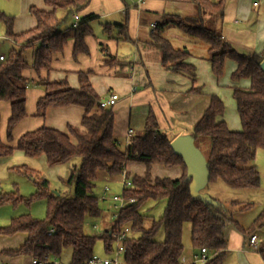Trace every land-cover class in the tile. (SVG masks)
<instances>
[{"label": "trees", "instance_id": "1", "mask_svg": "<svg viewBox=\"0 0 264 264\" xmlns=\"http://www.w3.org/2000/svg\"><path fill=\"white\" fill-rule=\"evenodd\" d=\"M199 11L195 15H165L155 25L152 43L161 50L163 66L175 73L185 74L195 80V66L188 62L189 52L175 48L162 32L167 26L179 27L184 33L205 41L208 45L207 60L212 72L221 77L227 60L235 63L231 73L234 81L246 79L247 87H233V98L241 123L240 130H232L224 119L225 103L218 94H211L210 103L201 118L193 126L191 137L210 138V152L206 159L210 172L208 183L223 181L233 188H256L260 185V173L253 164L258 149H264V71L261 52L240 53L228 42L215 21H221L226 0H195ZM90 0H44L46 9L30 8L36 24L34 27L16 32L15 16L0 11V22L5 26L6 37L12 47L4 60L0 61V101H9L11 115L7 121L6 134L12 139L15 126L26 115V93L30 84L24 72L32 67L40 75L49 71L55 54L63 51L67 41L73 38L74 54L87 52L86 36L92 33L90 22L97 16L88 14L75 25L69 24L73 12L82 11ZM65 9L59 18L58 10ZM117 28L123 38L127 36V23L105 24L104 30ZM35 47L32 65L25 51ZM108 62L115 63L114 59ZM123 63V62H116ZM81 86L74 88L65 79L37 82L45 89L38 100L36 114L44 117L50 108L78 105L84 108L80 126L69 125L66 131L42 126L20 136L15 146L5 143L1 137L0 157L11 155L15 150L28 157L44 155L49 166L69 164V174L63 179L65 189L60 192L50 188L47 178L23 165L17 171L33 175L38 190L33 196L44 198L47 214L43 219L29 214L13 217L9 224L0 226V235L13 236L26 233L25 241L14 250H5L12 256H29L43 259L46 256H60L65 248H71L70 264H83L94 255L98 238L104 241L106 251H113L112 230L116 225L129 223L130 237L124 242L125 264H180L185 248L182 242L183 226L191 224V242L194 247H206L211 257L205 264H223L228 253L226 229L229 223L245 237L256 228L264 226V207L254 220L251 228H244L225 210L218 199H208L201 192L191 189L192 177L187 173L183 158L171 147L173 141L159 130L154 114L150 113L145 123V134L138 136L122 149L114 137L115 116L113 108L100 107L99 95L88 80V72H80ZM197 91V89H192ZM1 124V114H0ZM198 147V146H197ZM128 163H141L144 174L126 172L131 186L123 187L125 198L135 202L126 205L117 220L112 221L98 236L89 235L86 230L87 218H98L103 209L95 194L99 171L109 176L120 175ZM165 168L181 167L177 178L152 175V166ZM148 199H166L162 216L153 220L149 228L144 226V215L139 207ZM16 193L0 196V205L18 202ZM234 205L240 202L232 201ZM252 203L240 204V210L250 208ZM54 228L52 233L49 230ZM163 228L164 240L155 237ZM258 253L264 261V242L258 246ZM52 264V263H48Z\"/></svg>", "mask_w": 264, "mask_h": 264}, {"label": "crops", "instance_id": "2", "mask_svg": "<svg viewBox=\"0 0 264 264\" xmlns=\"http://www.w3.org/2000/svg\"><path fill=\"white\" fill-rule=\"evenodd\" d=\"M2 1L4 0H0V3ZM8 1V4H4V8L0 7V11L15 16L16 32L35 26L36 20L30 13L32 6L47 8L44 0ZM198 11L199 5L195 0L140 2L90 0L82 11L73 12L69 21V24L75 25L85 15L97 16L90 22L92 33L85 39L88 51L75 55V41L70 38L63 51L53 56L49 71H42L38 75L32 67L25 70L24 74L30 81L26 93V115L13 129L12 139L8 140L6 128L11 115V105L9 101H0L2 140L15 146L21 135L42 126L63 131H66L69 125L80 126L84 108L78 105L50 108L44 117L36 114L37 102L45 94L44 87L38 85V81L65 79L71 87L79 88L80 72H88V80L100 100L109 98L113 93L119 95L117 103L112 107L115 116L113 131L122 149L126 148L131 139L145 134V123L150 113L155 115L159 130L172 140L179 136H191L193 126L209 106L211 94H218L226 105V98L228 100L230 97L233 98L234 86H249V81L246 79L238 81L232 79L231 73L235 69L232 60H227L223 75L216 77L212 72L211 63L207 60L209 45L197 37L184 33L176 26L165 27L162 35L173 47L186 49L189 52L188 62L195 66V80L163 66L161 50L152 43L151 38L155 25L165 15H195ZM65 14V9L58 10L59 18L64 17ZM125 22L128 38H123L117 28L104 30V25L107 23ZM215 25L220 27L222 36L238 52L248 54L264 50V0H226L223 18L221 21H215ZM172 27L176 29L172 30ZM4 38L9 40L6 35ZM172 39L177 40L178 45L174 44ZM34 49L35 47L28 48L29 52L26 54L31 65ZM110 59L123 63L108 62ZM193 88L197 91H192ZM234 103L236 105V102ZM224 119L230 126L231 119L226 116V109ZM40 157H44L46 161L44 155ZM126 169L132 173L144 174L145 166L141 163H128ZM182 171L178 166L173 168H165L162 165L152 166L153 177L177 178ZM97 180L102 183L100 188L104 193L106 184L123 181V177L121 174L109 176L107 172L101 170L98 172ZM110 223L109 220L108 225L103 229L109 227ZM230 235L236 237L232 247L236 249L237 255H241L243 259L242 255L247 254L246 264H264L261 255L258 258L256 254L247 250V246H252L249 243L250 236L241 240L234 231ZM230 235L226 232L228 252L233 251L230 250ZM25 239L26 233H17L13 236L0 235V255L11 257L0 261V264H31L32 258L29 256L5 254V250L17 249ZM193 256L194 254H184L183 262H192Z\"/></svg>", "mask_w": 264, "mask_h": 264}, {"label": "rangeland", "instance_id": "3", "mask_svg": "<svg viewBox=\"0 0 264 264\" xmlns=\"http://www.w3.org/2000/svg\"><path fill=\"white\" fill-rule=\"evenodd\" d=\"M8 3V0H4L0 3V7L4 8V4ZM171 29L175 30L176 28L172 27ZM5 35V26L2 22H0V54L7 55L12 47V43L4 38ZM172 40L174 44L178 45L177 40ZM27 52L29 51L26 50L25 55ZM234 102L233 98L231 99L230 97V100L226 98V116L231 119L229 121L230 126L228 125V127L232 130H240L241 123ZM236 126L238 128H236ZM195 144L199 147L203 156L208 158L211 144L210 138L206 136L199 137L195 141ZM253 164L256 165L260 173L259 187L247 189L233 188L219 180L217 182H210L207 186L199 190L208 199H218L221 201L223 207L231 214L232 218L238 221L246 229L251 228L254 220L264 207V149L257 150ZM23 165L37 170L41 176L47 178L50 182V188L52 190L60 192L65 189L62 181L69 174V164L49 166L44 157H28L20 150H15L8 156H1L0 196L6 193H16V195L21 197V200L18 202H7L0 205V226L9 224L13 217L23 214H29L38 219L46 217V199L33 197L38 190L37 181L34 179L35 177L33 175L17 171V167H20L18 169H22ZM106 185L109 187L110 191L106 194L107 200L101 201L103 192L100 187H102V183L98 180L96 181L94 192L100 199V206L103 209V214L98 218H87L85 230L92 236L100 235L104 230L103 227L108 225L109 220H112L111 214L114 209L111 205L112 202L108 200L110 196L122 193V181L110 182ZM232 201H238L240 204L252 203V205L246 210H240V204L234 205ZM166 202V199H148L139 207L140 213L144 215L145 227L149 228L153 220H157L162 216ZM232 231H234V234L242 240L244 236L234 227L233 224L229 223L226 229L227 235H230ZM254 233L258 236L257 245L259 246L261 242H264V226L256 228ZM155 238L157 240H164L165 232L163 228L158 231ZM229 239L231 243L230 250L233 251L227 253L223 260V264H246L248 260L247 254L242 255L243 260L241 255H237V252H235L236 249L232 247V243L236 237H232L230 235ZM182 242L185 248V254L187 253L188 255H193L199 253L200 248L194 247L191 242V224L188 222L183 226ZM115 248L116 243H113V251H106L104 241L98 238L94 245V254L104 257H112ZM247 248V250L256 254L258 258H260V254L257 249H254L252 246H247ZM60 257L65 260L66 264H70L72 259L71 248H65ZM6 258L10 259L11 257L0 255V261H5Z\"/></svg>", "mask_w": 264, "mask_h": 264}, {"label": "built area", "instance_id": "4", "mask_svg": "<svg viewBox=\"0 0 264 264\" xmlns=\"http://www.w3.org/2000/svg\"><path fill=\"white\" fill-rule=\"evenodd\" d=\"M139 2L142 0H138ZM256 4V2H255ZM5 55L0 54V61L4 60ZM119 99L118 94H111L109 98L105 100H99L98 104L100 107L103 108H110L113 107ZM126 172L127 169L123 170L121 173V176L123 177V187H130L131 181L130 179H126ZM110 191L108 186L104 187V193L101 197V201H106V194ZM112 202L113 212L111 214L112 221L117 220L121 210L128 204L134 203V198H125L123 194H113L108 199ZM131 225L129 223H123L121 225H116L114 229L112 230V236L114 239V243H116V248L114 249V254L112 257H104L99 256L97 254H94L91 258H89L87 261H85L83 264H125L124 263V252H125V246L124 242L130 237L131 234ZM54 231V228H51L49 230V233H52ZM249 243L253 246V248L258 249V236L256 234H252L249 238ZM121 256V257H120ZM211 255L208 253V250L206 247H202L199 251V253L194 254L192 262L186 263L181 262L180 264H205ZM66 264L65 260L62 259L60 256L52 255V256H46L43 259L38 258H32L31 264Z\"/></svg>", "mask_w": 264, "mask_h": 264}, {"label": "water", "instance_id": "5", "mask_svg": "<svg viewBox=\"0 0 264 264\" xmlns=\"http://www.w3.org/2000/svg\"><path fill=\"white\" fill-rule=\"evenodd\" d=\"M264 71V60L261 63ZM173 150L179 154L187 167V173L192 177L191 189L198 192L204 188L210 179L207 162L201 150L195 145L191 136H179L171 142Z\"/></svg>", "mask_w": 264, "mask_h": 264}]
</instances>
